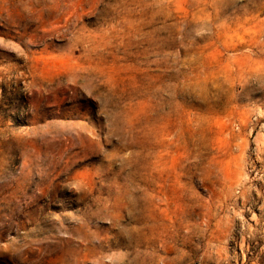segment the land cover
<instances>
[{
	"label": "rangeland",
	"instance_id": "rangeland-1",
	"mask_svg": "<svg viewBox=\"0 0 264 264\" xmlns=\"http://www.w3.org/2000/svg\"><path fill=\"white\" fill-rule=\"evenodd\" d=\"M0 264H264V0H0Z\"/></svg>",
	"mask_w": 264,
	"mask_h": 264
}]
</instances>
